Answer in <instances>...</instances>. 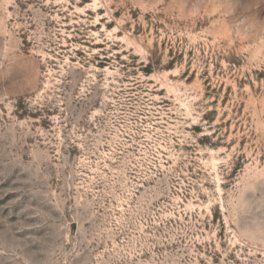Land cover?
Masks as SVG:
<instances>
[{
  "label": "rangeland",
  "instance_id": "1",
  "mask_svg": "<svg viewBox=\"0 0 264 264\" xmlns=\"http://www.w3.org/2000/svg\"><path fill=\"white\" fill-rule=\"evenodd\" d=\"M0 264H264V0H0Z\"/></svg>",
  "mask_w": 264,
  "mask_h": 264
}]
</instances>
